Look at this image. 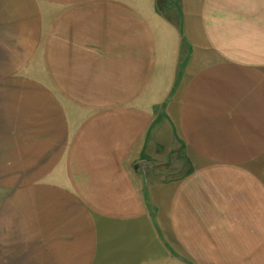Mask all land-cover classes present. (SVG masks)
I'll return each instance as SVG.
<instances>
[{"label": "crops", "instance_id": "0c3cea01", "mask_svg": "<svg viewBox=\"0 0 264 264\" xmlns=\"http://www.w3.org/2000/svg\"><path fill=\"white\" fill-rule=\"evenodd\" d=\"M0 264H264V0H0Z\"/></svg>", "mask_w": 264, "mask_h": 264}]
</instances>
